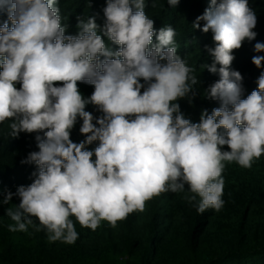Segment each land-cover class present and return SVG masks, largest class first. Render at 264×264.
Listing matches in <instances>:
<instances>
[{"label": "clouds", "instance_id": "obj_1", "mask_svg": "<svg viewBox=\"0 0 264 264\" xmlns=\"http://www.w3.org/2000/svg\"><path fill=\"white\" fill-rule=\"evenodd\" d=\"M57 2L0 0L12 24L0 26V123L13 121V137L43 133L35 137L39 151L24 161L35 163L37 178L3 199L5 204L13 195L20 200L16 211H7L15 221L9 231H27L34 216L49 241L72 244L78 233L70 217L92 230L101 220L115 227L134 211L143 212L146 201L183 192L185 185L184 198L198 212L219 211L222 161L250 168L264 154V73L257 89L242 99L243 77L230 67L233 50L257 35L248 0H211L193 23L200 28L204 21L201 30L213 33V62L205 67L219 74L207 95L220 107L211 114L204 110L199 123L186 119L174 103L197 79L177 55L175 30L167 26L157 32L144 11L145 0H107L103 28L90 17L79 21L75 36L65 34ZM178 2L168 0L173 7ZM254 49L264 52V43ZM262 62L264 56L252 58L257 68ZM77 82L94 86L88 99ZM89 103L104 114L95 124L85 111ZM78 118L86 140L74 143L70 132ZM97 140L94 151L85 150Z\"/></svg>", "mask_w": 264, "mask_h": 264}, {"label": "trees", "instance_id": "obj_2", "mask_svg": "<svg viewBox=\"0 0 264 264\" xmlns=\"http://www.w3.org/2000/svg\"><path fill=\"white\" fill-rule=\"evenodd\" d=\"M248 3L257 17L253 29L257 35L252 41L245 40L240 49L233 50L234 60L230 66L243 77L242 99L257 89L258 77L264 73V62L260 68L252 63L254 56H264V52L257 53L254 49L255 43H264V0H248ZM106 5L107 0H58L65 34L78 35L79 21L86 22L90 17H95L102 29ZM210 7L211 0H179L175 7L169 5L168 0H145L144 11L153 19L157 32L167 26L175 30L177 55L193 70L190 75L197 79V83L191 85V92L174 101L192 123L200 122L204 110L211 114L214 108L220 107L218 100L207 95L210 86L219 80L218 73H211L205 67L213 62L209 52L215 47L213 33L201 30L204 21H200V28L193 27L196 18ZM5 21H8L7 11L0 9V26ZM8 23L11 28V22ZM103 38L114 51L118 50V45ZM153 41L156 42L155 37ZM77 84L85 99L94 92V86L87 82ZM20 86L16 84L17 88ZM54 86H62V82H54ZM85 111L93 115L94 124L104 115L91 103L86 105ZM12 122L8 119L0 123V264H264V154L254 158L250 168L235 161H222L224 204L219 211L208 208L203 213L198 212L184 198L189 194L185 185L183 192H164L146 201L143 212L134 211L126 219L117 221L115 227L101 220L97 229L92 230L82 227L74 216L70 217L78 233L72 244L49 241L47 230L34 216L27 231H9V225H15V221L7 211H16L20 200L13 195L5 204L3 199L9 192L15 194L20 186L27 187L37 178L35 163L24 161L29 153L39 151L36 135L43 136L42 132H21L13 137L10 135ZM82 123L78 118L70 132L74 143L86 140V135L79 131ZM98 146L97 140L86 144L85 150L94 151ZM223 150H228L227 146ZM92 159L95 160V156Z\"/></svg>", "mask_w": 264, "mask_h": 264}]
</instances>
